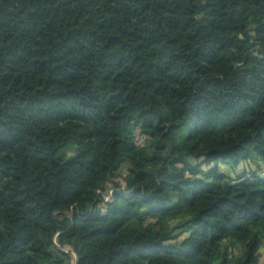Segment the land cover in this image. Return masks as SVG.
I'll return each mask as SVG.
<instances>
[{
  "label": "trees",
  "instance_id": "1",
  "mask_svg": "<svg viewBox=\"0 0 264 264\" xmlns=\"http://www.w3.org/2000/svg\"><path fill=\"white\" fill-rule=\"evenodd\" d=\"M250 160L264 0H0V264H260Z\"/></svg>",
  "mask_w": 264,
  "mask_h": 264
},
{
  "label": "rangeland",
  "instance_id": "2",
  "mask_svg": "<svg viewBox=\"0 0 264 264\" xmlns=\"http://www.w3.org/2000/svg\"><path fill=\"white\" fill-rule=\"evenodd\" d=\"M149 143V142H148ZM138 144L139 145H143V144H146V141L144 139H140L138 140ZM75 149H71L70 150V153H74ZM199 164V162H193L192 165L193 167H197ZM243 166L241 167H238V170H241L243 167L246 168L247 171L249 170H255V171H258L259 174L263 175L264 174V169L261 167H263L262 164L259 163V165H261V167H258V163L257 162H254L252 160L250 161H247L246 164H242ZM219 166H220V169L222 171L223 174H225L227 177L231 178V179H236L237 178V175L234 171V167L230 166V165H225L223 163H219ZM202 169L204 171H208V168L206 166L202 167ZM127 170H128V167L127 165H123L122 168H121V172L122 174H126L127 173ZM122 175H117V177H115V181L116 182H119V183H123V180H122ZM110 187H112L113 185L112 184H109ZM187 234H184L182 238L186 237ZM234 252V255H240L241 254V248H236L233 250ZM258 257H259V262L260 264H264V239H263V242L259 248V251H258ZM75 258V256H74ZM75 260H71L68 264H74Z\"/></svg>",
  "mask_w": 264,
  "mask_h": 264
}]
</instances>
